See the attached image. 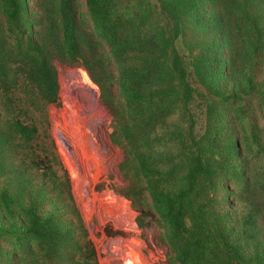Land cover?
<instances>
[{"label": "trees", "instance_id": "trees-1", "mask_svg": "<svg viewBox=\"0 0 264 264\" xmlns=\"http://www.w3.org/2000/svg\"><path fill=\"white\" fill-rule=\"evenodd\" d=\"M154 1L84 0L93 29L85 31L70 0H57L41 26L24 0H0V211L8 222L0 225V244L6 243V255L82 251L73 234L83 241L85 235L65 172L37 127L57 102L58 61L82 68L98 88L178 264H264L257 243L264 232V160L256 170L249 165L264 154V76L259 80L254 70L264 66V0ZM178 39L187 59L175 48ZM192 83L216 99L206 104V118L220 112L215 107L231 113L224 159L204 153L205 136L184 149L175 144L176 127L167 131V119L188 110ZM157 158L165 160L159 168ZM52 162L66 190L65 200L57 196L51 206L40 188L29 186L38 171L56 178ZM1 164L10 180L20 179L14 196L9 190L16 184L2 183ZM225 180L242 183L234 222L216 200Z\"/></svg>", "mask_w": 264, "mask_h": 264}, {"label": "rangeland", "instance_id": "rangeland-1", "mask_svg": "<svg viewBox=\"0 0 264 264\" xmlns=\"http://www.w3.org/2000/svg\"><path fill=\"white\" fill-rule=\"evenodd\" d=\"M28 13L35 25L41 26L47 18V11H52L57 0H24ZM80 29H92L87 16L84 0H70ZM155 5L154 0H150ZM207 10L206 6L204 7ZM254 10H258L254 7ZM55 11V10H54ZM56 15V14H55ZM55 18V16H54ZM179 54L187 59L184 44L180 39L175 43ZM104 52L106 50L104 49ZM98 55V54H96ZM57 82V102L45 109V121L37 124L44 145L56 156L60 167L65 172L69 194L80 219L84 232H75L74 241L82 247L81 254L75 256H11L6 255V243L0 244V264H178L169 251L165 239V227L158 221L151 198L145 189V182L135 177L131 162L127 159L122 140L114 124L100 104L98 88L90 81L87 73L80 67L53 62ZM263 67V68H262ZM255 67L256 78L264 76V66ZM261 78H259L260 80ZM228 85V83L226 82ZM194 95L186 113L177 112L167 119L170 126L167 131L175 130L176 146L186 148L193 141L205 136L201 148L209 156L225 158L224 134L227 128L226 112L220 107L215 118H206L205 107L209 101H216L203 87L193 84ZM229 85L225 88L227 92ZM114 93L111 97H115ZM222 111V112H221ZM263 123L259 122L258 127ZM165 126L163 129L166 128ZM236 131L238 136L240 128ZM202 140V139H201ZM242 138L240 150H242ZM264 141V139L262 140ZM246 158V154L244 155ZM264 154L255 157L256 170L263 166ZM165 160L157 158L155 166L159 168ZM215 164V162H212ZM3 184L14 183L9 194L17 193L20 179L10 180L7 164ZM54 175L34 173L32 185L40 188L46 195L47 203L56 204L65 200V186L62 172L52 162ZM241 169V165H240ZM41 174V175H40ZM57 179V180H56ZM239 180V179H238ZM237 180V181H238ZM220 182L217 186L216 200L226 205V211L232 221L240 210L238 199L241 182ZM58 196L59 200L56 198ZM20 202L23 197H20ZM225 209V208H223ZM6 218L0 211V225L8 227ZM264 225V220H262ZM20 232V230H19ZM259 254L264 256V232L257 241ZM248 251V250H247ZM92 256V257H90Z\"/></svg>", "mask_w": 264, "mask_h": 264}]
</instances>
